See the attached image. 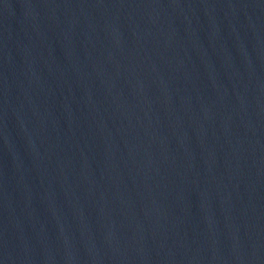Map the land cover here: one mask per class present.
Here are the masks:
<instances>
[{
	"label": "water",
	"instance_id": "95a60500",
	"mask_svg": "<svg viewBox=\"0 0 264 264\" xmlns=\"http://www.w3.org/2000/svg\"><path fill=\"white\" fill-rule=\"evenodd\" d=\"M0 264H264V0H0Z\"/></svg>",
	"mask_w": 264,
	"mask_h": 264
}]
</instances>
